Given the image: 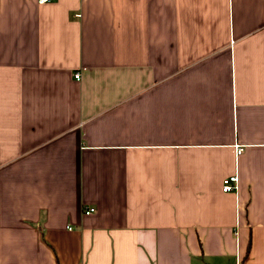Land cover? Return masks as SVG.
<instances>
[{"label":"crops","instance_id":"0c3cea01","mask_svg":"<svg viewBox=\"0 0 264 264\" xmlns=\"http://www.w3.org/2000/svg\"><path fill=\"white\" fill-rule=\"evenodd\" d=\"M0 264H264V0H0Z\"/></svg>","mask_w":264,"mask_h":264},{"label":"built area","instance_id":"2783aa9c","mask_svg":"<svg viewBox=\"0 0 264 264\" xmlns=\"http://www.w3.org/2000/svg\"><path fill=\"white\" fill-rule=\"evenodd\" d=\"M49 1H51V0H40V2H49ZM75 78L80 80L81 79V73L77 72L75 74ZM242 149H243V147L239 145L237 152L238 153L241 152ZM237 181H238V177L237 176H231V177L225 178V180H224V185H225L224 186V191L232 190L234 188V185L232 184V182L237 183ZM94 210H95L94 208H90V209L86 210L85 213L86 214H90Z\"/></svg>","mask_w":264,"mask_h":264}]
</instances>
